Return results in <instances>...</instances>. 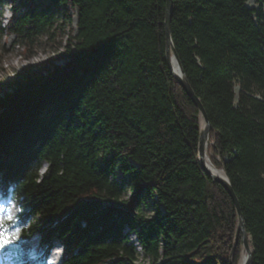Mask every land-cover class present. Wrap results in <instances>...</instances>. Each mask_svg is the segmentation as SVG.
<instances>
[{
    "label": "trees",
    "instance_id": "trees-1",
    "mask_svg": "<svg viewBox=\"0 0 264 264\" xmlns=\"http://www.w3.org/2000/svg\"><path fill=\"white\" fill-rule=\"evenodd\" d=\"M249 1L173 0L171 33L252 264H264V0ZM5 2L0 42L14 35L31 54L67 35L55 60L0 82V181L31 207L17 254L39 233L44 252L64 243L62 264H138L135 235L149 264H231L236 206L201 167L199 109L166 56V0H9L7 28ZM119 172L154 200V216L127 209Z\"/></svg>",
    "mask_w": 264,
    "mask_h": 264
},
{
    "label": "rangeland",
    "instance_id": "rangeland-1",
    "mask_svg": "<svg viewBox=\"0 0 264 264\" xmlns=\"http://www.w3.org/2000/svg\"><path fill=\"white\" fill-rule=\"evenodd\" d=\"M248 5L250 7H256V6L258 7V2L257 0H250ZM5 7L6 9H9V13H8L9 16H7L8 14L6 13V11H4L2 21H3V25L6 24L8 25L9 20L7 19H9L12 15L9 0H6ZM23 10H25V8H23ZM75 26H76V17L74 18L73 21V27ZM66 39H67V35H65L64 37H60L57 35L53 39H49L48 36H44V38L39 42V44L34 49L33 53L27 54L24 45L18 43L14 35H5L2 41L0 42V82H3L4 80H8L14 77L15 74H17L19 71H21V69L27 66L41 64L49 59L55 60L62 52L64 46L66 45ZM41 173L43 174L42 170ZM116 181L123 184L125 183L124 199L127 202V209H129V211L131 210L134 213H137L140 210L147 217H151L155 215L156 212L155 202L147 193L133 189L129 185L128 180L124 181L123 175L120 172L116 176ZM125 232L128 233L129 230L126 229ZM129 236L131 243L139 249L140 256H139L138 264H149L150 259L148 257H145L144 252L140 250L141 248L139 246L137 237L135 235H129ZM133 236L135 237L137 243L134 242ZM238 246H240V250L243 253L241 237L238 244L236 246L234 244L233 250L236 249ZM250 247L255 249L252 243V239L250 240Z\"/></svg>",
    "mask_w": 264,
    "mask_h": 264
},
{
    "label": "water",
    "instance_id": "water-1",
    "mask_svg": "<svg viewBox=\"0 0 264 264\" xmlns=\"http://www.w3.org/2000/svg\"><path fill=\"white\" fill-rule=\"evenodd\" d=\"M173 15V0H166V16H165V33H166V56L167 60L169 62V65L171 67L172 73L175 77V79L178 81V83L183 87V89L188 94L189 98L196 104V106L199 109L200 113V139H199V160L201 167L203 170L217 183H220L229 193L231 196L235 206H236V213L238 217V226L236 230L235 235V246L240 241L241 236V243L242 248L247 252V257L243 264H252L253 262V253L255 249L250 247V240L252 239L251 236L247 233L245 222H244V216L241 210V206L239 203V200L237 198V195L232 187L230 178L228 174L226 173L225 169L222 167L221 171L223 172V175H217L214 172H212L209 167L207 166V150L210 143V133L213 129L212 124L210 122V119L207 115V112L203 106V103L201 99L195 94L194 90L192 89L191 85L189 84L187 75L181 65L178 53L176 51L172 33H171V20ZM172 58H175L178 62V65L181 70V74L175 73L173 67H172ZM214 144V143H213ZM221 161V160H220ZM235 249L232 251V257H231V264H233V255H234ZM242 262V256L240 258L239 264Z\"/></svg>",
    "mask_w": 264,
    "mask_h": 264
},
{
    "label": "snow or ice",
    "instance_id": "snow-or-ice-1",
    "mask_svg": "<svg viewBox=\"0 0 264 264\" xmlns=\"http://www.w3.org/2000/svg\"><path fill=\"white\" fill-rule=\"evenodd\" d=\"M0 200L7 201V204L0 202V250L8 251L10 255H15L19 248L16 247V242L20 240L23 227L21 220L31 212V207L26 206L22 201L20 207L16 208L15 189L8 188L0 181ZM16 210L17 215L13 214ZM13 225V227H9Z\"/></svg>",
    "mask_w": 264,
    "mask_h": 264
},
{
    "label": "bare ground",
    "instance_id": "bare-ground-1",
    "mask_svg": "<svg viewBox=\"0 0 264 264\" xmlns=\"http://www.w3.org/2000/svg\"><path fill=\"white\" fill-rule=\"evenodd\" d=\"M6 13L8 14L9 13V9H6ZM7 16H9V14L7 15ZM172 67H173V69H174V71H175V73H177V74H181V70H180V67H179V65H178V62L176 61V59L175 58H172ZM210 141V140H209ZM213 145V143L210 141V143H209V146H208V150H207V166L209 167V169L212 171V172H214L215 174H219V175H223V172L221 171V168H218V167H216L214 164H213V161H212V159H211V150H210V147ZM133 240H134V242H136L137 243V241H136V239H135V237L133 236ZM59 249L57 248V249H55V251H54V255H53V260L54 261H56L58 258H59V256H58V253H59ZM246 257H247V252L245 251V250H243V253H242V262H241V264H243L244 263V261H245V259H246Z\"/></svg>",
    "mask_w": 264,
    "mask_h": 264
}]
</instances>
